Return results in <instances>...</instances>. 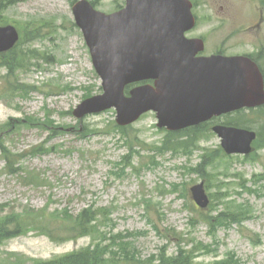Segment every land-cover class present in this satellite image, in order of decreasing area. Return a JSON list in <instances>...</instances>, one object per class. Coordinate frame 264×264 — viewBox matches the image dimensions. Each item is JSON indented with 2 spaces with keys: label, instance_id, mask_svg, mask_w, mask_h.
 I'll return each mask as SVG.
<instances>
[{
  "label": "rangeland",
  "instance_id": "1",
  "mask_svg": "<svg viewBox=\"0 0 264 264\" xmlns=\"http://www.w3.org/2000/svg\"><path fill=\"white\" fill-rule=\"evenodd\" d=\"M12 1L0 12V25L19 34L0 56V221L24 214L31 228L0 243V264L99 245L118 264H264V116H242L262 133L248 159L223 154L209 128L188 149L164 146L154 113L124 129L113 109L78 120L77 105L102 94L73 22L78 0ZM88 1L105 14L123 5ZM190 1L197 27L188 36L208 51L264 47V0ZM259 61L264 72V53ZM201 181L205 209L189 195ZM87 207L98 212L97 230L80 236L70 218Z\"/></svg>",
  "mask_w": 264,
  "mask_h": 264
},
{
  "label": "water",
  "instance_id": "2",
  "mask_svg": "<svg viewBox=\"0 0 264 264\" xmlns=\"http://www.w3.org/2000/svg\"><path fill=\"white\" fill-rule=\"evenodd\" d=\"M121 11L104 15L86 1L72 13L90 50L102 84V95L83 101L73 115L115 108L116 123L126 126L142 114L156 113L159 128L179 131L241 109L264 104L262 76L246 57L195 58L203 50L201 40L186 39L195 21L187 0H125ZM18 39L11 26L0 27V53ZM154 80V85L132 89L133 83ZM226 154L248 155L254 132L215 126ZM200 208L208 204L203 183L190 189Z\"/></svg>",
  "mask_w": 264,
  "mask_h": 264
},
{
  "label": "trees",
  "instance_id": "3",
  "mask_svg": "<svg viewBox=\"0 0 264 264\" xmlns=\"http://www.w3.org/2000/svg\"><path fill=\"white\" fill-rule=\"evenodd\" d=\"M14 2L15 1L12 0H0V12L6 5H11ZM244 114L264 116V106L255 110L237 112L236 116L238 118H229V120L226 119L224 121L225 125L245 128L247 123L242 117ZM82 131L84 135H88V133L92 132V130L89 128H83ZM199 133L201 134L199 128H191L176 134L171 133L165 137L163 144L164 146L181 147L182 150H185L194 144V142L199 137ZM258 136L260 138L262 137V133L260 131L258 132ZM176 138H178V140L174 141ZM201 166L202 165L198 166L199 172ZM20 216L26 215H11L0 221V243L8 239L18 237L31 228V226L28 224L31 222L22 219ZM97 216L98 212L93 210L91 207L83 209L76 217L70 218V229L73 231H78L81 234L80 236L92 235L97 230ZM224 219L231 220L234 219V216H226ZM120 261L121 260L117 258L109 257L108 253L105 251V248L99 245L85 248L68 255L54 257L47 261H34L33 264H118ZM178 263L186 264V260H184V258L179 259ZM215 264L225 263L221 262Z\"/></svg>",
  "mask_w": 264,
  "mask_h": 264
},
{
  "label": "flooded vegetation",
  "instance_id": "4",
  "mask_svg": "<svg viewBox=\"0 0 264 264\" xmlns=\"http://www.w3.org/2000/svg\"><path fill=\"white\" fill-rule=\"evenodd\" d=\"M217 53H220V52H219V50H215V51H213V52L209 53V55H212V54H217Z\"/></svg>",
  "mask_w": 264,
  "mask_h": 264
}]
</instances>
